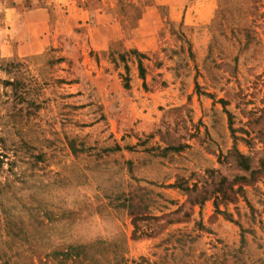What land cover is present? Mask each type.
Listing matches in <instances>:
<instances>
[{"label":"rangeland","instance_id":"374dc122","mask_svg":"<svg viewBox=\"0 0 264 264\" xmlns=\"http://www.w3.org/2000/svg\"><path fill=\"white\" fill-rule=\"evenodd\" d=\"M0 264H264V0H0Z\"/></svg>","mask_w":264,"mask_h":264},{"label":"crops","instance_id":"0c3cea01","mask_svg":"<svg viewBox=\"0 0 264 264\" xmlns=\"http://www.w3.org/2000/svg\"><path fill=\"white\" fill-rule=\"evenodd\" d=\"M36 6V4L35 3H33V7L31 8V7H27V11H29V13H33V12H35V13H37V11L38 10H46L47 8L46 7H44V5H41L40 4V6H42L43 7V9L42 8H40V7H35ZM83 8H84V6L80 9L81 11L83 10ZM33 20V22H32V25H35V26H40L39 24H41V23H44V21H42L41 19H39V20H37V19H32ZM44 20V19H43ZM47 21V20H46Z\"/></svg>","mask_w":264,"mask_h":264}]
</instances>
